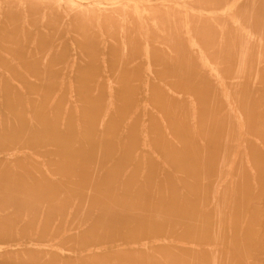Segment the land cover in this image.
Instances as JSON below:
<instances>
[{"label": "rangeland", "instance_id": "rangeland-1", "mask_svg": "<svg viewBox=\"0 0 264 264\" xmlns=\"http://www.w3.org/2000/svg\"><path fill=\"white\" fill-rule=\"evenodd\" d=\"M0 264H264V0H0Z\"/></svg>", "mask_w": 264, "mask_h": 264}]
</instances>
